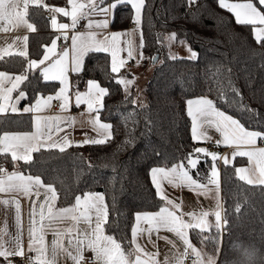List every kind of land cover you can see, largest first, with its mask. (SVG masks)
Here are the masks:
<instances>
[{
  "label": "trees",
  "instance_id": "obj_1",
  "mask_svg": "<svg viewBox=\"0 0 264 264\" xmlns=\"http://www.w3.org/2000/svg\"><path fill=\"white\" fill-rule=\"evenodd\" d=\"M252 1L264 9L260 0ZM67 2L46 0L45 4L60 6ZM28 19L35 30L28 35L27 56L5 55L0 58V69L27 75L20 88L26 93L24 102L32 103L39 95L55 93L60 82L45 81L40 69L28 68V61L40 59L55 36L49 10L43 5H30ZM132 20L130 5L117 6L112 26L124 28ZM141 28V64L145 69L153 66L145 82V107L131 103L136 98L135 85L125 92L119 83V77L131 76V71L117 75L112 71L109 53L90 52L81 72L72 75L74 89H84L90 78L108 88L100 117L113 125V137L104 144H73L64 152L41 149L33 153L31 162L18 163L22 172L39 174L45 183H54L58 207L74 204L75 197L86 192L104 193L109 211L105 232L115 235L126 251L133 247L135 213L155 212L164 204L156 195L150 169L187 163L190 154H195L198 142L193 138L192 119L187 112L189 99L206 96L245 127L264 131V39H256L254 24L237 23L234 14L221 7L218 0H196L192 5L187 0H146ZM168 32L185 40L198 53L197 58L172 59L164 42ZM32 127L30 113L0 115V134ZM0 161L9 169L15 165L9 154H0ZM239 162L236 157L233 163L220 166L221 196L229 221L223 233L227 250L234 249L238 240L264 242V186L239 180L235 173ZM211 166V158L201 156L197 168L191 171L197 179L206 181ZM237 202L241 204L239 213L234 210ZM198 231L190 230L191 240L200 247ZM0 264H7L3 257Z\"/></svg>",
  "mask_w": 264,
  "mask_h": 264
},
{
  "label": "snow or ice",
  "instance_id": "obj_2",
  "mask_svg": "<svg viewBox=\"0 0 264 264\" xmlns=\"http://www.w3.org/2000/svg\"><path fill=\"white\" fill-rule=\"evenodd\" d=\"M192 5L196 0H187ZM71 8L53 7L43 4V0H0V23L6 25L0 28L2 31H9L19 27L35 30V25L29 22V6L43 5L53 13H63L70 17V23H57L55 16L52 18L54 28L67 30L75 29L80 19H87L86 32H74L71 36V59L69 60V49L64 47L59 58L51 59L55 56L57 48L56 40H52L51 46L43 54L42 59H31L28 61L29 69H40V73L45 81H60L61 87L55 95H39L34 103L26 105L23 108L24 113H34L33 126L34 131H4L0 135V152H12L13 159H22L26 162L33 160L32 153L40 152L41 149H59L64 152L72 144H104L113 137V125L100 119L99 109L104 107L103 97L108 94V88L101 87L97 81H88V91L85 93L77 92L75 103L77 106L86 104L89 112H95V118L91 123L96 132V136L84 140L73 141L66 134L56 136L62 131L60 123L70 117L44 116L41 113L50 107L54 99L60 100L61 109H67L70 104L68 95V72L79 73L82 70L84 58L90 52L110 53L112 58V71L117 72L123 65L120 53L124 50L121 47L120 38L124 33L120 31L105 32L113 21V13L117 6H131L132 19L139 29L142 23L143 13L146 7V0H111L105 3V0H69ZM218 3L224 9L234 14L237 23L240 24H260L262 27L254 29L256 39H264V12H261L252 0H218ZM264 4V0H260ZM98 15L104 17L100 20L88 19L91 16ZM100 30L95 31L92 29ZM64 40H68V32L63 31ZM20 39V37H17ZM25 42V50L20 52L21 56H27L28 37H22ZM59 39V37H57ZM167 39L169 41L176 39V33L172 32ZM180 43H185L181 40ZM144 38L141 33L140 46L143 47ZM190 52L189 59L195 60L198 53L188 46ZM133 50L129 42L128 57H132ZM142 55V54H141ZM152 59H156L153 57ZM172 59H176L172 56ZM46 61L48 63L46 64ZM27 79L26 74H20L13 79L7 72H0V113H12L21 111L16 105L19 100L26 96L24 91L12 100L11 93L19 87L21 82ZM7 80L11 87L5 88L4 82ZM119 83L124 85L125 92L132 83L130 80L120 79ZM132 104H137L133 99ZM187 112L192 119V134L194 139H206V135L199 132L202 118L207 119L209 123L214 124L223 134V143L237 146L233 152V157L239 155L247 157L250 161V167H239L235 173L239 180L248 185L264 186V147L257 144L258 139L264 141V131L253 130L245 127L243 123L233 115L217 108L211 99L206 96L196 97L187 101ZM141 108L145 107L142 103ZM56 136L55 139L53 137ZM221 141H217L220 143ZM240 146H245L241 148ZM195 153H205L211 157L212 166L206 183L193 178L191 169H196L200 163L199 155L192 156L187 160L190 166L185 167L183 162L172 164L171 167H152L150 169L152 183L156 189V195L164 202L158 211H142L135 213L136 224L132 228L131 243L134 247L125 250L120 240L115 235H109L105 232V225L108 222L109 211L105 202V194L101 192H86L83 197L77 195L75 203L67 207H57L56 202L59 198L57 188L54 183H45L41 175H24L20 172H12L0 176V193H22L24 196L31 197L33 194L37 200L32 202L28 228V251L34 252V256L27 257L29 264H57L59 256H65L73 261V264H86L84 255L86 250L94 253L96 264H222L227 249L223 246V233L225 226L229 224L224 207L223 199L220 195L219 169L216 166L218 153L208 152L206 148H196ZM225 164L231 161L223 157ZM174 186H187L189 189L203 195L211 197L215 204L208 209L199 211H183L182 202L169 198L164 188V183ZM43 190V200H40ZM246 199V198H245ZM38 201V202H37ZM5 205L14 203L15 220L17 233L12 236L8 232L7 223L0 228V257H3L7 264H13L10 257L25 256V248L22 233V217L20 200L12 198L0 201ZM241 204L235 205V212L239 213ZM187 217V219L185 218ZM213 217L214 219H210ZM71 221V226L61 230L58 226ZM86 225L81 229L80 224ZM148 227L144 228L142 225ZM161 229L168 230L176 235L182 242V249L178 247L175 241L168 240L172 245L171 255H166L164 260L158 259V252H148L137 242V237L144 232H159ZM215 229V232L212 231ZM52 231L53 240L51 245L46 241V231ZM190 230H199L200 247L193 244L189 237ZM8 237V239H5ZM68 240L67 246L64 243ZM211 246V251L208 250ZM246 256L251 253L245 250Z\"/></svg>",
  "mask_w": 264,
  "mask_h": 264
},
{
  "label": "crops",
  "instance_id": "obj_3",
  "mask_svg": "<svg viewBox=\"0 0 264 264\" xmlns=\"http://www.w3.org/2000/svg\"><path fill=\"white\" fill-rule=\"evenodd\" d=\"M97 2H98V0H97ZM252 2L256 6H259L258 4L255 3V1H252ZM45 3H46V0H43V4H45ZM65 6L71 8L69 0H68L66 5H60V6L55 5L53 7L59 8V7H65ZM49 13H50V17H51V21H50L51 22V28L55 31V36H54L53 40L55 39L56 43H57V48L55 50V56L50 57V60L59 58L63 52L64 47H66V46L69 49V60H70L71 55H72V51H71V47H70L71 36L74 34V32H86V31H88L89 30L87 28L88 20L86 19V24H85L84 28H78L79 23L82 20V19H80L79 23L77 24L75 29L62 30V29L54 28L52 26L53 16H55V19H56L58 24L59 23H70L71 22L70 17L64 16L63 13H53L50 10H49ZM103 18L104 17H102V16L94 15V16L89 17L88 19L100 20ZM29 22L32 23L30 20H29ZM131 24H133V25L131 26ZM5 26L6 25L0 23V28H3ZM7 27H9V29H10L7 32L0 30V58L4 57L5 55H8V54L20 53L21 51H24L25 50V42L23 41L22 37H24V36L28 37V35L34 31V30H28L27 28H24V27H19L16 29H12L10 26H7ZM258 27H262V25H260L258 23L255 24V28H258ZM92 30H95L98 32L100 31V30L95 29V28ZM63 31L68 32L69 39L66 40L67 41L66 45L59 49L58 40L64 39V37L62 35ZM104 31L105 32L120 31V32L124 33V35H122L120 38L121 47L124 49L120 53V57H121V59L124 60V63L119 68V71L114 72V73H117V75H118V74L122 73L123 71H125L126 69H125L124 65H127L130 62L132 65L135 64L134 69H133L134 72H132L131 76H128L129 77L128 79L130 81H132L130 86L135 85V87H136V84L138 83L136 80L146 82L147 78L150 75L149 73L152 72L153 66H148V67H146V69L142 68V66H141V62L143 60V47L140 46V39H141V33H142L141 26L139 29H137L136 24L132 20V22L127 27H124V28H114L112 26V23H110L108 28ZM17 37H20V39H17ZM57 37H59V39H57ZM129 42L131 43V48L133 50V55L130 58L128 57ZM50 46H51V43L47 45V47H50ZM26 47H27V45H26ZM47 47H46L45 51L47 50ZM109 55H110V53H109ZM42 58H43V56L40 59H42ZM110 59H111V68H112L111 55H110ZM84 61H85V58H84ZM47 63H48V61H46V64ZM83 65H84V63H83ZM82 69H83V67H82ZM0 72H7L10 76L13 77V79L15 78V76L20 75V73L14 74V73H11V72H8L5 70H1V69H0ZM76 73L77 72H73V71L68 72V95L70 97L69 107L67 109H61L60 105L62 102L58 99H54L51 102L50 107H48L47 109L44 110L43 113H41V115H44V116H53V117L60 116V117L72 118L70 120L64 119L60 123V127H61L62 131L59 132L58 134H56V136L62 137V136L67 134L69 136V139H71L73 141L84 140L86 138H92V137L96 136V132H95V130L92 126V123H91L92 119L95 118L96 113L95 112H89L86 104H80L79 106H77L75 103V96H76L77 92L85 93L88 91V82L86 83V86L84 89H82V90H75L74 89V85H73V81H72V75L76 74ZM21 74H25V73H21ZM90 80H94V79L90 78ZM90 80H88V81H90ZM95 81H97V80H95ZM58 82H60V81H58ZM97 83L101 87H105L101 83H99V81H97ZM3 86L5 88L11 87V83H9L7 80H5ZM20 86H21V84L19 85L18 88H16L11 93V97H12L13 101L19 95L20 91H23L20 88ZM61 86L62 85L60 83V87ZM55 93L48 94V95L54 96ZM48 95H43V96H48ZM25 97L20 99L19 103L16 105L21 111H19L17 113H12L9 110L7 113H0V115L24 113L22 111L23 108L26 105H30V104L34 103V102H32V103L24 102ZM104 97H103V101H104ZM100 110L101 109H99V112H100ZM30 114L33 117L34 113H30ZM100 119H101V117H100ZM102 121H104V120H102ZM104 122H106V121H104ZM107 123H109V122H107ZM33 124H34V122H33ZM202 129L204 130V134L216 137L217 140L220 136L223 139L222 132L219 131L214 124L209 123L208 120L204 119V118H202ZM9 131L10 132H16V131H12V130H9ZM26 131H34V126L32 127L31 130H26ZM3 132L0 135H2ZM56 136H54L53 139H55ZM195 140H198V139H195ZM209 141H211V140H208V142ZM257 144L260 147H264V143L261 142L259 139H258ZM216 145L218 147L217 150L220 151V158L222 159V160H220V163H218L220 189H221L220 166L222 163H224L223 157H227V155L230 152H232L233 149L237 150V146L220 144V143H218V144L216 143ZM0 147H2V146H0ZM240 147L243 148L245 146H240ZM33 153H32V156H33ZM0 154H9L13 158L11 151L0 152ZM237 157L240 158L239 164L241 162H244V163L247 162V159H248L247 157H242V156H237ZM13 160L15 161V165L11 169H9L5 166L6 167L5 170L0 171V176H4V175H7V174L12 173V172H20V173H23L24 175H29L28 173L22 172L18 168L19 161L24 162V160H22V159H13ZM233 162H231V163H233ZM186 164L187 163H184V165H186ZM239 166H237V167H239ZM187 167H189V166L187 165ZM190 171H191V169H190ZM191 175L193 176V178L197 179L193 175L192 171H191ZM201 182L206 183V181H201ZM164 188H165L166 193L168 194L169 198L175 199L177 202H182L184 212H189V211H193V210L199 211L201 209H208V208L212 207L213 199L210 196L204 197L203 195H198L197 193H195L194 191L189 189L187 186H174L172 184H168L167 182H165ZM83 195H81V197H83ZM220 195H221V191H220ZM12 198L20 200V203H21L22 233H23L25 255L27 257L34 256L35 255L34 252H29L27 250L28 249V239H29L28 228H29L30 212L32 209V202L37 200V197L35 196V194H33L31 197H27V196H24L22 193H0V201H2L4 199L11 200ZM39 199L43 200V190L41 191V196ZM56 205H57V202H56ZM185 218L187 219V217H185ZM210 219H214V218L210 217ZM5 223H7L8 232L12 236H15L17 233V225H16V220H15V205H14V203H10V204L5 205L4 203L0 202V228H3ZM135 224H136V222H135ZM70 226H71V221L69 220V221H65V222L61 223L58 227L61 230H63V229L70 227ZM142 226L144 228L148 227L146 224H144ZM85 227H86L85 224H83V223L80 224L81 229H83ZM164 237H167L169 240L175 241L177 246L181 247V249H182V247H183L182 242L179 240V238L176 237V235L174 233H172L168 230H164V229H161L158 233L155 231L152 232L150 237H149V233L144 232L143 234H141L137 237V242L145 249V251L158 252L159 253L158 259L163 261L165 256L171 255V252L173 250L172 245L170 243H168V240L164 239ZM189 237L191 239V232L190 231H189ZM53 238L54 237H53L52 231H50V230L46 231V241L48 242L49 245H51ZM5 239H8V237H5ZM64 243L67 246V244H68L67 238H65ZM133 247H134V245H133ZM84 255L94 257V253L91 250H86ZM10 259H12V258L10 257ZM12 260H13V264H19L18 262L14 261V259H12ZM20 264H29V261L27 259V262L20 263ZM57 264H73V261L70 258H67L65 256H59L57 258Z\"/></svg>",
  "mask_w": 264,
  "mask_h": 264
},
{
  "label": "rangeland",
  "instance_id": "obj_4",
  "mask_svg": "<svg viewBox=\"0 0 264 264\" xmlns=\"http://www.w3.org/2000/svg\"><path fill=\"white\" fill-rule=\"evenodd\" d=\"M261 12H264V9L262 8V7H260V6H256ZM141 26V25H140ZM140 26H139V28H140ZM172 32H168V33H166L165 35H164V42L166 43V45H167V48H168V54L172 57V56H175V57H186V58H188L189 56H190V52L188 51V46H190L185 40V43H180V41L181 40H183V39H179V38H177L176 37V39L175 40H172V41H169L168 39H167V37L171 34ZM192 50H194L193 48H192ZM195 51V50H194ZM196 52V51H195ZM131 65V66H130ZM135 65V64H134ZM134 65H132L130 62H129V64H127V65H124V67H125V71H131V73L132 72H134L133 71V69H134ZM141 66H142V64H141ZM142 68H143V66H142ZM136 69V68H135ZM125 71H123V72H125ZM129 77L128 76H120L119 77V80L120 79H126V80H129L128 79ZM138 83L136 84V100H137V102L139 103V104H146L147 103V101H146V94H145V82H142V81H139V80H136ZM128 88H130V85L128 86ZM198 131L199 132H202V133H204V130L202 129V122L200 123V127H199V129H198ZM219 134V133H218ZM206 135V139H198L197 140V142H198V145H197V147L196 148H206V144H207V142H208V140H211V141H214L215 143H217V141H221L220 142V144H224L222 141H223V139L221 138V136L218 138V140H217V138L216 137H213V136H211V135H207V134H205ZM257 143H258V141H257ZM218 144V143H217ZM234 151H236V150H232V152H230L228 155H227V158L231 161V162H233V161H235V159H236V157L237 156H239V155H237V156H235V157H233V152ZM208 152H215V153H218L219 154V156H218V158H217V160H216V166H217V168H218V163H220V160H222L221 158H220V151H218L217 149H215V150H208ZM195 155H199L200 157L201 156H207V157H210V156H208V155H206L205 153H199V154H197V153H195L194 155H192V156H195ZM211 158V157H210ZM213 163V162H212ZM187 165L188 164H186L185 165V167H187ZM240 165V166H239ZM238 166L239 167H250L251 166V164H250V161H249V159H247V162L246 163H244V162H241L240 164H239ZM189 166V165H188ZM190 167V166H189ZM239 167H237V168H239ZM191 169V168H190ZM219 169V168H218ZM192 170V169H191ZM214 204H215V201L213 200V202H212V206H214ZM194 244V243H193ZM196 245V244H195ZM197 246V245H196ZM198 247V246H197Z\"/></svg>",
  "mask_w": 264,
  "mask_h": 264
},
{
  "label": "clouds",
  "instance_id": "obj_5",
  "mask_svg": "<svg viewBox=\"0 0 264 264\" xmlns=\"http://www.w3.org/2000/svg\"><path fill=\"white\" fill-rule=\"evenodd\" d=\"M236 247L229 248L222 258V264H264V242L238 240ZM245 250L251 256L245 255Z\"/></svg>",
  "mask_w": 264,
  "mask_h": 264
},
{
  "label": "built area",
  "instance_id": "obj_6",
  "mask_svg": "<svg viewBox=\"0 0 264 264\" xmlns=\"http://www.w3.org/2000/svg\"><path fill=\"white\" fill-rule=\"evenodd\" d=\"M85 24H86V19H82L79 23V26L78 28H84L85 27ZM133 24H131L132 26ZM67 43L66 40L64 39H59L58 40V47L59 49L62 48L63 46H65ZM129 64V63H128ZM217 145L214 141H209L207 142L206 144V149L207 150H215L217 149ZM5 164L4 162L0 161V171H3L5 170ZM86 257V264H96L95 260H94V257L93 256H85ZM12 259H14V261L16 262H21V263H25L27 262V256L25 255L24 257H20V256H14V257H11ZM188 264H191V259H189V262Z\"/></svg>",
  "mask_w": 264,
  "mask_h": 264
},
{
  "label": "water",
  "instance_id": "obj_7",
  "mask_svg": "<svg viewBox=\"0 0 264 264\" xmlns=\"http://www.w3.org/2000/svg\"><path fill=\"white\" fill-rule=\"evenodd\" d=\"M155 57H156V59H155V60H154V59H152L154 62H156V60H157V58H158V55H156Z\"/></svg>",
  "mask_w": 264,
  "mask_h": 264
}]
</instances>
